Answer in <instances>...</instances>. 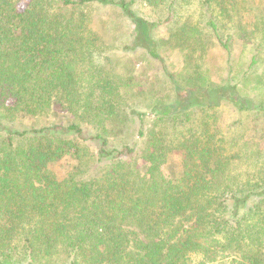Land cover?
<instances>
[{
  "label": "trees",
  "instance_id": "obj_1",
  "mask_svg": "<svg viewBox=\"0 0 264 264\" xmlns=\"http://www.w3.org/2000/svg\"><path fill=\"white\" fill-rule=\"evenodd\" d=\"M263 91L264 0H0V264H264Z\"/></svg>",
  "mask_w": 264,
  "mask_h": 264
},
{
  "label": "rangeland",
  "instance_id": "obj_2",
  "mask_svg": "<svg viewBox=\"0 0 264 264\" xmlns=\"http://www.w3.org/2000/svg\"><path fill=\"white\" fill-rule=\"evenodd\" d=\"M262 2V0H256V4ZM102 13V16L106 17L107 22H109L110 26H114L113 29L109 30L108 34L105 35V38L108 43H121L122 41H127L129 39L130 29L129 24L126 21H121L118 16H115L112 13H108V11H100ZM170 26L164 24L160 25L155 30V37L156 38H163L166 39L168 37V32ZM240 45L241 43L238 41L236 42L234 48H233V55L235 58L239 56L240 52ZM160 51L164 57V62L168 66L169 71L172 73H177L180 77L181 74H184V78L186 77L189 70L186 67V62L184 58V51H180L179 49H175L168 46H163L160 48ZM111 51H106V55L112 56V64L114 66V71L125 74L126 67L128 66L129 69H133L137 73V84L134 86L133 94L130 96L129 104L133 105L134 102L137 103L136 109L139 111V109L146 108L145 105H149L152 103V101L156 97H162L165 98L167 96H171L173 89L170 86L169 81L167 80V77L164 73H162V70L160 69V66H158V63L148 65L145 63V61L141 58L140 55L135 54V52H122V51H116L118 54H125V57L120 59L118 56H114ZM115 53V54H116ZM218 50H213V52L209 55L211 62H216L215 56H217L218 61L220 60ZM117 57V58H116ZM233 62V61H232ZM261 66H263L261 64ZM261 68V67H260ZM259 68V70H260ZM160 70V71H159ZM258 70V71H259ZM139 71L145 72L146 77V84L139 86ZM159 72V75L157 74ZM225 75V74H224ZM211 79L219 81L221 78L217 76L215 72L210 74ZM182 78V77H181ZM151 90V92H148ZM135 92V93H134ZM137 95V97H136ZM264 96V91H263ZM145 110V109H144ZM230 114L226 113L224 117L223 123L229 122ZM258 124V128L262 129L264 131V116H260L258 118V121L256 122Z\"/></svg>",
  "mask_w": 264,
  "mask_h": 264
}]
</instances>
